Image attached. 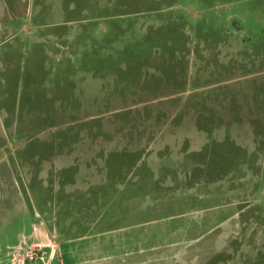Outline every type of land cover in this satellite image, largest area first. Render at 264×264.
Returning <instances> with one entry per match:
<instances>
[{
    "label": "rangeland",
    "instance_id": "1",
    "mask_svg": "<svg viewBox=\"0 0 264 264\" xmlns=\"http://www.w3.org/2000/svg\"><path fill=\"white\" fill-rule=\"evenodd\" d=\"M0 264H264V0H0Z\"/></svg>",
    "mask_w": 264,
    "mask_h": 264
}]
</instances>
